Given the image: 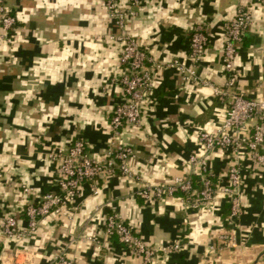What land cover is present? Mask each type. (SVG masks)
Returning <instances> with one entry per match:
<instances>
[{
	"label": "crops",
	"instance_id": "0c3cea01",
	"mask_svg": "<svg viewBox=\"0 0 264 264\" xmlns=\"http://www.w3.org/2000/svg\"><path fill=\"white\" fill-rule=\"evenodd\" d=\"M4 2L16 23L12 44L0 43V220L13 216L20 232L27 227L26 203L58 191L50 149L81 139L91 154L106 150L113 107L122 98L115 79L123 68L120 44L110 39L120 30L104 0ZM239 5L249 9L252 21L237 47L238 87L248 97H264L263 0H142L126 19V31L158 60L187 64L191 30L203 24L208 42L198 72L224 89V24ZM230 102L228 95L183 80L176 67L158 70L140 126L124 127L120 134L134 150L129 160L134 176L99 178L98 194L83 184L71 219L39 220L31 235L6 236L0 225V264H53L59 255L75 264H264V164L246 154L240 155L244 208L235 223L227 221L229 202L221 193L199 209L179 192L148 200L137 196L144 184L190 172L200 132L216 129ZM228 161L222 149L209 156L216 186L226 184ZM194 181L197 190L199 180ZM23 185L32 193L25 194ZM112 206L158 249L152 259L105 234ZM178 241L180 250H161Z\"/></svg>",
	"mask_w": 264,
	"mask_h": 264
},
{
	"label": "built area",
	"instance_id": "2783aa9c",
	"mask_svg": "<svg viewBox=\"0 0 264 264\" xmlns=\"http://www.w3.org/2000/svg\"><path fill=\"white\" fill-rule=\"evenodd\" d=\"M142 0H127L126 6L121 0H104L108 16L120 30L110 39L120 44L119 62L122 66L120 75L115 79L122 88V98L113 107L110 119L109 139L106 150L100 155L91 154L81 139L75 140L68 148L54 147L48 152L50 160L57 164L55 178L58 191L39 196L38 201H28L24 207L27 227L20 232L16 229V219L7 216L0 220L6 236H27L35 233L39 220L49 217L60 218L65 215L71 219L78 208L77 199L83 184L89 183L92 194L99 193L97 180L107 181L117 174L133 177L129 160L134 157L132 146L120 140L124 127L140 126L141 107L151 94L158 70L176 67L183 80L191 81L202 87L212 88L216 94L228 95L231 102L223 121L213 131L202 130L198 136L200 150L189 158L190 172L186 176H174L158 183L144 184L137 190V196L148 200L174 196L177 192L193 208H203L210 204L217 193L223 194L229 202L227 221L235 223L243 211L241 184L243 173L241 154H246L253 162L264 164V97L251 98L238 87L239 73L236 67L237 47L243 41L246 28L252 21L249 9L239 5L235 15L224 24V45L222 66L226 74L225 88H217L201 77L198 67L204 58L208 35L203 24L193 26L189 36L188 63L178 60L162 62L141 47L137 39L126 31V19L135 16V8ZM264 3V0H263ZM16 18L11 14L4 0H0V43L12 44L14 41ZM222 149L229 155L226 172V184L216 186L208 159L212 151ZM199 174L200 188L195 189L193 174ZM33 188L23 185L25 194L32 193ZM105 220V234L117 235L120 242L150 260L158 249L146 244L136 233L133 226L127 224L116 212ZM180 241L171 246L162 247L164 252L180 250ZM53 264H75L63 255L55 258Z\"/></svg>",
	"mask_w": 264,
	"mask_h": 264
},
{
	"label": "trees",
	"instance_id": "16d2710c",
	"mask_svg": "<svg viewBox=\"0 0 264 264\" xmlns=\"http://www.w3.org/2000/svg\"><path fill=\"white\" fill-rule=\"evenodd\" d=\"M194 178V177H193ZM195 179H197V181L199 180V176H196L195 178H194V180ZM199 188H200V184H199ZM179 193H181V192H179ZM183 194V193H182Z\"/></svg>",
	"mask_w": 264,
	"mask_h": 264
}]
</instances>
